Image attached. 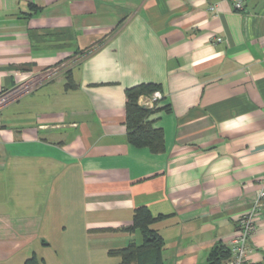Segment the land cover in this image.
I'll list each match as a JSON object with an SVG mask.
<instances>
[{
	"label": "crops",
	"instance_id": "crops-1",
	"mask_svg": "<svg viewBox=\"0 0 264 264\" xmlns=\"http://www.w3.org/2000/svg\"><path fill=\"white\" fill-rule=\"evenodd\" d=\"M48 70L0 109V264H120L139 208L165 264L229 248L264 175V0H0V92ZM141 84L163 93L161 152L128 140Z\"/></svg>",
	"mask_w": 264,
	"mask_h": 264
},
{
	"label": "trees",
	"instance_id": "trees-1",
	"mask_svg": "<svg viewBox=\"0 0 264 264\" xmlns=\"http://www.w3.org/2000/svg\"><path fill=\"white\" fill-rule=\"evenodd\" d=\"M69 87L71 86L69 85ZM160 90L161 88L157 84H141L126 90L128 140L134 146L148 147L153 152L163 151L164 133L162 129L155 128L150 120L156 107H144L139 104V100L141 97H150ZM164 109L170 110L169 106ZM157 219L159 218H155L148 209H137L132 226L125 231L139 230L143 236L142 244H130L122 249L111 250L109 254L120 257V264H165L163 256L165 242L159 233L151 228ZM229 257V248L219 245L211 252L208 263L224 264ZM25 264H41V261L33 256Z\"/></svg>",
	"mask_w": 264,
	"mask_h": 264
},
{
	"label": "built area",
	"instance_id": "built-area-1",
	"mask_svg": "<svg viewBox=\"0 0 264 264\" xmlns=\"http://www.w3.org/2000/svg\"><path fill=\"white\" fill-rule=\"evenodd\" d=\"M229 1L236 11L244 10L246 0ZM211 11H216V8L211 7ZM216 41H221V39H216ZM52 73V70H48L41 75L32 78H24L19 81L14 88L0 92V109L36 90L41 86L44 79ZM162 99L163 93L161 91H156L150 97H141L139 104L147 108H154ZM260 184L261 189L255 203L237 222V236L230 243V257L225 264H248L247 256L250 250L249 243L257 231V220L264 210V175L260 180Z\"/></svg>",
	"mask_w": 264,
	"mask_h": 264
}]
</instances>
